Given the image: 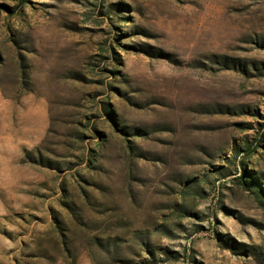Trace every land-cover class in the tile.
<instances>
[{
  "label": "rangeland",
  "instance_id": "374dc122",
  "mask_svg": "<svg viewBox=\"0 0 264 264\" xmlns=\"http://www.w3.org/2000/svg\"><path fill=\"white\" fill-rule=\"evenodd\" d=\"M0 264H264V0H0Z\"/></svg>",
  "mask_w": 264,
  "mask_h": 264
}]
</instances>
